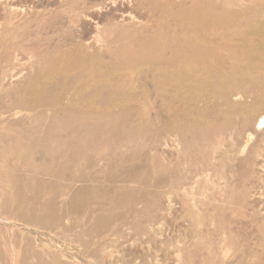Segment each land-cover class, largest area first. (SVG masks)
Instances as JSON below:
<instances>
[{
	"label": "rangeland",
	"instance_id": "1",
	"mask_svg": "<svg viewBox=\"0 0 264 264\" xmlns=\"http://www.w3.org/2000/svg\"><path fill=\"white\" fill-rule=\"evenodd\" d=\"M11 1L26 17L0 12V264H264V131H242V118L264 109V0ZM130 10L138 24L119 20ZM173 11L207 32L236 18L230 41L251 57L228 63L238 52L212 46L218 61L160 63L152 41H166L173 56L194 41L182 24L155 17ZM94 26L101 42L86 49L85 67L77 57ZM70 59L89 81L60 80ZM98 61L120 79L99 80ZM19 66L28 68L19 82L2 87ZM124 73L158 86L170 117L148 118L136 104L146 82ZM103 83L118 96L103 104L90 96L84 109L79 92ZM37 92L47 102L27 104Z\"/></svg>",
	"mask_w": 264,
	"mask_h": 264
},
{
	"label": "bare ground",
	"instance_id": "2",
	"mask_svg": "<svg viewBox=\"0 0 264 264\" xmlns=\"http://www.w3.org/2000/svg\"><path fill=\"white\" fill-rule=\"evenodd\" d=\"M18 1V0H17ZM53 1V3L56 1H54V0H52ZM58 1H60V0H58ZM57 1V2H58ZM113 1V0H112ZM127 1V0H126ZM128 1H130V0H128ZM127 1V2H128ZM141 1V0H140ZM89 2V1H88ZM95 2H97V1H95ZM94 2V3H95ZM157 2V1H156ZM170 2V1H169ZM52 3V4H53ZM93 3V2H92ZM113 3V2H112ZM116 3V2H115ZM117 3H119V2H117ZM150 3V2H149ZM40 4V3H39ZM42 4V3H41ZM121 4V3H120ZM85 5H87V4H85ZM119 5V4H118ZM123 5V4H122ZM133 5L135 6V7H139V9L140 8H142V7H140L139 5H138V2H133ZM133 5H132V8H133ZM146 5V4H145ZM144 5V6H145ZM18 5H15L11 0H0V12L2 13V16H7V14H9V16L11 15L13 18H15V19H17L18 21L19 20H23L25 17H26V11L23 9V8H20L19 6L17 7ZM98 6V5H97ZM101 6V5H100ZM127 6V5H126ZM169 6H171V8H175V5L173 6L172 5V3H169ZM23 7H24V5H23ZM27 7V6H26ZM92 7V6H91ZM90 7V8H91ZM115 7V6H114ZM122 7V6H121ZM120 7V8H121ZM128 7V6H127ZM96 8V7H95ZM99 8V7H98ZM109 8H111V7H109ZM113 8V7H112ZM124 8V7H123ZM155 8V7H154ZM154 8H152L151 10H153ZM89 9V8H88ZM102 9V8H101ZM119 9V8H118ZM122 9V8H121ZM130 9V8H129ZM138 9V8H137ZM137 9H134V10H137ZM138 9V10H139ZM133 10V9H132ZM133 10V11H134ZM141 10V9H140ZM124 11V10H123ZM133 11H128L127 13H121V15H120V21L122 22V23H125V24H134V23H137L138 24V22H140V19L138 20V17H140V15H137V14H140V12L139 13H135V12H133ZM155 11H156V8H155ZM155 11H154V13H155ZM189 11V10H188ZM188 11H187V14H188ZM256 11H257V8H256ZM101 12H102V10H101ZM119 12V11H118ZM126 12V11H125ZM134 13H135V15H134ZM157 13V12H156ZM181 13V12H180ZM179 12H177V11H173L171 14L169 13L168 15H163V14H160V13H157L156 15H155V17L157 16L158 18H165L166 19V21H168V22H173V23H180V24H182L185 28H186V30L187 31H189V33H191V37H193V43H191L190 41H185L186 42V44H187V46L186 47H184L185 48V50L183 51V53L182 52H178V53H175L174 54V56L171 54V51H170V48H169V45L166 43V41H164L163 43H157V42H151L150 44H152L153 46H155V47H157V53H156V60H161V61H159L160 63H162V64H170L171 62H187V61H190V60H196V61H198L199 59H201V60H205V59H208V61H213V59H215L216 61H218L219 59L218 58H220L219 57V55L217 56H215V54H214V52L212 51V46L214 47V48H216V50L217 49H221V50H227V51H230V52H232V51H237L238 53H237V55H235V54H228L227 55V58H226V60H227V62L228 63H232L235 59H236V57H245V58H250L251 57V52H248V51H246V50H244L239 44H236V43H234V42H231L230 41V39H231V35L232 34H234L235 33V31H233L232 32V34H231V32L228 30L230 27H232L233 26V23L236 21L235 19H233V20H230V21H227V22H225V23H221V24H215V25H212V24H210V23H208L209 25V27L207 26V28L206 29H211V27H214V28H212L211 30H210V32H207V31H204L202 28H200L199 26H197V25H195V23L193 22V21H191V19H189V17H187V16H185L184 14L182 15V13L180 14ZM184 13H185V11H184ZM194 13V12H193ZM253 13V12H252ZM256 13V12H255ZM87 14H89V12L87 13ZM186 14V15H187ZM249 14V13H248ZM83 15H84V13H83ZM91 15H93V14H91ZM193 15V14H192ZM199 15V14H198ZM253 15V14H252ZM255 15V14H254ZM258 15V14H257ZM86 16H89V15H86ZM118 16V15H117ZM100 17V16H99ZM94 18V17H93ZM254 18V17H253ZM117 19V18H116ZM242 19H243V16L241 17V18H237V22L238 23H242ZM94 20H96V19H94ZM255 20V19H254ZM82 21H83V19H82ZM90 21V20H89ZM240 21V22H239ZM97 22V21H96ZM212 23H214V21L212 22ZM98 24V23H97ZM96 24V25H97ZM74 25H76V23L74 24ZM100 25V24H99ZM102 27V26H101ZM94 28H95V34L94 35H92V36H90L86 41H84V42H81V44H83V45H85V47L84 46H81V48H80V50H79V52H80V57H77V58H79L80 60H81V62H83L81 65H83V66H85L86 64H87V61H89V59H88V52L86 51V49L87 48H89V49H95V48H97V47H99L100 46V42H101V31H99V27L97 28V26H94ZM149 29V28H148ZM2 30V28L0 27V31ZM147 30V29H146ZM81 31H83V30H81ZM78 32V31H77ZM237 32H238V34H239V36L241 35L242 37H243V35L239 32V31H236V34H237ZM77 34V33H76ZM85 38V37H84ZM246 38V37H245ZM140 39H142V38H140ZM248 39V41L250 42L251 40L253 41V37H251V38H247ZM189 40V39H188ZM262 40H263V38H262ZM4 41V40H3ZM234 41V40H233ZM194 42H195V45L197 46V48H193V47H191V46H193L194 45ZM155 43H157V44H155ZM0 46H1V38H0ZM75 49V48H74ZM200 49L202 50V52H200ZM104 52V51H103ZM73 54V53H72ZM16 55V54H15ZM29 55V54H28ZM32 55H36V54H33L32 53ZM105 55V54H104ZM171 55V56H170ZM23 56V55H22ZM262 56H264V55H262ZM30 57V56H29ZM28 57V58H29ZM90 57V56H89ZM19 58V57H18ZM22 58V57H21ZM21 58H19V60L21 59ZM253 58V57H252ZM38 59H39V61H40V58L38 57ZM78 59V60H79ZM22 60V59H21ZM100 60V59H99ZM256 60V59H255ZM27 61V60H26ZM257 61V60H256ZM99 62V61H98ZM215 62V61H214ZM222 62V61H221ZM251 62H253V61H251ZM77 62L75 61V59H70V60H65V62H63V64H61V66L58 68V73L60 74V75H58L59 77H60V80L64 83V84H67V85H72V84H74V83H81V84H84V83H86L87 81H89V74L87 73V70H86V68H84V67H82L81 65H78L77 66V64H76ZM102 63V62H101ZM100 62L99 63H97V70H99V72L96 74V76H97V78L99 79V80H103V81H105L106 79H109V80H111V79H117L118 78V80L120 79V75H117V74H112V75H110L108 72H107V70H105V71H102V69H104V66L105 65H102ZM264 63V62H263ZM250 65H252V64H250ZM262 65V64H261ZM231 66V65H230ZM86 67V66H85ZM89 67H91V66H89ZM27 68V67H26ZM25 66H19L18 68H12L11 69V71H10V73L8 74V75H5L4 77H2L1 78V85H2V87H4V88H6V89H9V88H11L12 86H14V85H16L18 82H19V80H20V78L24 75V71H26L25 69ZM95 68V70H96V67H94ZM28 69V68H27ZM93 69V68H92ZM91 69V70H92ZM251 69V68H250ZM203 69H201V71H202ZM254 70V68H252L249 72H251V71H253ZM257 70V69H256ZM72 71H74L76 74L75 75H73V74H70V73H72ZM240 71H241V69H240ZM240 71H238V72H240ZM258 71V70H257ZM256 71V72H257ZM89 72V71H88ZM143 72V71H142ZM166 72V71H165ZM205 72V71H204ZM221 72V71H220ZM243 72V71H242ZM248 72V71H247ZM246 72V73H247ZM259 72V71H258ZM148 73V72H147ZM163 73V72H162ZM170 73V72H169ZM241 73V72H240ZM252 73V72H251ZM125 75V80L129 83H136L137 81H142V82H140V83H142V85H146L147 84V88H148V90H149V93H145V94H142V96H141V99L140 98H138V99H140L139 101H138V99H137V101L136 102H138V103H136V104H138L137 106H139V107H142V108H144V112L146 113V116L148 117V118H152L153 120H155L156 122L157 121H163L164 119H166V118H169L170 116H169V114H168V112H166L165 110H163L161 107H160V105L158 104V102H157V100H159V96H157V94H158V91H159V89H158V86L156 87V86H154L151 82H148V81H146L145 79V77L144 76H141V77H133L132 76V74H130V73H124ZM143 74V73H142ZM185 74V73H184ZM226 74V73H225ZM238 74V73H237ZM236 74V75H237ZM253 74H256L254 71H253ZM264 74V73H263ZM69 75V76H68ZM167 75H169V74H167ZM175 75V74H174ZM232 75H233V72H232ZM241 75V74H240ZM239 75V76H240ZM245 75V74H244ZM243 74H242V76H244ZM248 75V74H247ZM6 76H8V77H6ZM57 76V77H58ZM151 76V75H150ZM176 76V75H175ZM238 76V77H239ZM57 77L55 78V79H57ZM121 77H122V75H121ZM163 77H167V76H165V73H163ZM169 77V76H168ZM207 77V76H206ZM221 77V76H220ZM237 77V76H236ZM235 77V78H236ZM241 77V76H240ZM248 77V76H247ZM249 77H251L250 75H249ZM187 78V77H186ZM200 78V77H199ZM235 78H234V80H235ZM187 80V79H186ZM211 80V79H210ZM230 80V79H229ZM232 80V79H231ZM237 80V79H236ZM55 81V80H54ZM213 81V80H212ZM216 81V80H215ZM145 82H146V84H145ZM148 82V83H147ZM55 83V82H54ZM60 83V82H59ZM184 83V82H183ZM248 83V82H247ZM51 85V84H50ZM60 85H61V83H60ZM66 85V86H67ZM136 85H137V83H136ZM178 85H179V83H178ZM215 85H217V83H215ZM52 86V85H51ZM56 86V85H55ZM180 86V85H179ZM191 86V85H190ZM204 86V85H203ZM49 87V86H48ZM53 87V86H52ZM62 87V86H61ZM135 87V86H134ZM171 87V86H170ZM186 87V86H185ZM195 87V86H194ZM200 87V86H199ZM210 88H212L213 89V87L211 86ZM47 89V88H46ZM49 89H50V87H49ZM52 89V88H51ZM65 89H67V88H65ZM64 89V90H65ZM168 89V88H167ZM182 89V88H181ZM190 89V88H189ZM221 89V88H220ZM234 89V88H233ZM248 89H250V88H248ZM253 89H254V87H253ZM176 90V89H175ZM177 90H179V89H177ZM199 90V89H198ZM197 90V91H198ZM201 90H202V88H201ZM200 90V91H201ZM216 90V89H215ZM245 90H247V88L246 89H244V91ZM48 91V90H47ZM49 91H53V90H49ZM190 91V90H189ZM203 91V90H202ZM209 91V90H208ZM213 91V90H212ZM221 91V90H220ZM219 91V92H220ZM247 91H249V90H247ZM251 91V90H250ZM253 91H255V90H253ZM216 92V91H215ZM39 92H37V94H38ZM48 93V92H47ZM47 93H43V95L44 94H47ZM112 93H114V94H116L115 92H114V89L111 87V84H108V83H103L101 86H94V87H91L90 89H88L87 87H86V89L85 90H82L81 92H79V97L81 98V101L82 102H79V104H81L82 105V107L84 108V109H86V108H88L89 106H91V103H90V101H89V97L91 96V97H95L96 98V102H98V103H106L107 101H109V100H111L112 98H111V94ZM124 93V92H123ZM134 93H138V92H134ZM204 92H202V95H204L203 94ZM249 93V92H248ZM263 93V92H262ZM120 94V93H119ZM139 94V93H138ZM206 94V93H205ZM220 94V93H219ZM238 94V93H237ZM235 92L231 95V98L233 99V100H235V99H237V98H239L238 97V95H237ZM261 94V93H260ZM259 94V95H260ZM49 95H50V93H49ZM117 96H118V93L116 94ZM135 95V94H134ZM133 95V96H134ZM159 95V94H158ZM162 95V94H161ZM167 95V94H166ZM172 95V94H171ZM223 95V94H222ZM247 95V94H246ZM250 95H252V94H250ZM116 96V97H117ZM120 96V95H119ZM122 96V95H121ZM140 96V95H139ZM157 96V97H156ZM164 96V95H163ZM193 96V95H192ZM191 96V97H192ZM205 96V95H204ZM46 97V96H45ZM45 97H44V99H43V96H41V95H39L38 94V96H36V97H34V98H31V99H28L27 100V104H30L31 106H38V105H40V104H44V103H46L47 102V100H45ZM165 97V96H164ZM198 97V96H197ZM206 97V96H205ZM226 97H228V96H226ZM261 97V96H260ZM61 98V97H60ZM122 98V97H121ZM134 98V97H133ZM161 98H163V97H161ZM160 98V99H161ZM172 98H173V96H172ZM201 98V97H200ZM231 98H229V99H231ZM116 99H118V97L116 98ZM126 99V98H125ZM203 99V98H202ZM205 99V98H204ZM203 99V101H205ZM218 99L219 100H221L219 97H218ZM227 99V98H226ZM262 99V98H261ZM59 100V101H58ZM58 100H56V99H54V101L55 102H57V103H59V104H61L60 102H62V101H60V99L58 98ZM165 100V99H164ZM163 100V101H164ZM167 100V99H166ZM169 100V99H168ZM173 100V99H172ZM223 100V99H222ZM249 100V99H248ZM258 100H259V98H258ZM53 101V102H54ZM112 101V100H111ZM114 101V100H113ZM174 101H176L175 99H174ZM201 101V100H200ZM227 101V100H226ZM243 101V100H242ZM110 102V101H109ZM159 102H160V100H159ZM170 102V101H169ZM193 102V101H192ZM191 102V103H192ZM223 102V101H222ZM247 102V101H246ZM127 103V102H126ZM165 103H168V102H165ZM207 103V102H206ZM225 103V102H224ZM242 103H244V102H242ZM190 104V103H189ZM201 104V103H200ZM199 104V105H200ZM255 104V103H254ZM258 104V103H257ZM181 105H182V103H181ZM180 105V106H181ZM185 105H186V102H185ZM210 105V104H209ZM236 105V104H235ZM250 105V104H249ZM252 105V104H251ZM214 106V105H213ZM233 106V105H232ZM240 106V105H239ZM183 107V106H182ZM187 107H189L188 105H187ZM201 107V106H200ZM202 107H203V105H202ZM212 107V106H211ZM216 108V107H215ZM235 108V107H234ZM241 108V107H240ZM181 109V108H180ZM243 109V108H242ZM193 110V109H192ZM197 110H198V108H197ZM236 110H237V108H236ZM15 111V110H14ZM172 111V110H171ZM176 111V110H175ZM202 111V110H201ZM204 111H205V109H204ZM239 111V110H238ZM245 111V110H244ZM2 112V111H1ZM177 112V111H176ZM176 112H174L175 114H176ZM196 112V111H195ZM217 112V111H216ZM221 112V110L219 109L218 110V114ZM248 112V111H247ZM18 113V112H17ZM16 113V114H17ZM200 113V112H199ZM208 113V112H207ZM206 113V114H207ZM211 113H213V111L211 112ZM240 113V112H239ZM205 114V115H206ZM221 114V113H220ZM233 114V113H232ZM86 115L88 116V113H86ZM178 115V114H177ZM180 115V114H179ZM178 115V116H179ZM194 115V114H193ZM237 115V114H236ZM215 116V115H214ZM228 116V115H227ZM264 116V109H259V110H256L254 113H252L251 115H249V116H247V117H244V118H242V120L244 121H246L247 122V124H246V126L245 127H243V129H242V131H244L245 133H247V135L249 136V135H254V137H255V135H257V134H259V133H261V132H263L264 131V118L262 119L261 117H263ZM204 117V116H203ZM218 117V116H217ZM147 118V119H148ZM210 119V118H209ZM24 120V119H23ZM236 121H238L237 119H235ZM40 121V120H39ZM222 121V120H221ZM42 122V121H41ZM187 122V121H186ZM191 122V121H190ZM219 122V121H218ZM231 122H233V121H231ZM150 123V122H149ZM176 123V122H175ZM195 123V122H194ZM222 123V122H221ZM227 123H229V122H227ZM233 123H236L235 121L233 122ZM238 123V122H237ZM42 124V123H41ZM182 124V123H181ZM225 124V123H224ZM253 124V126H251ZM149 125V124H148ZM166 126V125H165ZM233 126V125H232ZM235 127V126H234ZM233 129V128H232ZM234 130V129H233ZM236 130V129H235ZM71 131V130H70ZM230 132V131H229ZM228 132V133H229ZM229 135V134H228ZM233 136V135H232ZM253 137V138H254ZM220 138V137H219ZM233 138V137H232ZM252 138V137H251ZM169 139V138H168ZM250 139V138H249ZM245 140V139H244ZM253 140V139H252ZM43 141V140H42ZM168 141V140H167ZM176 141V140H175ZM155 142H156V140H155ZM169 142H170V140H169ZM249 143H250V141H248ZM247 142V143H248ZM172 143V142H171ZM218 143V142H217ZM221 143V142H220ZM244 143V142H243ZM166 144V143H165ZM177 144V143H176ZM238 144V143H237ZM246 144V143H245ZM253 144V143H252ZM66 145V144H65ZM222 145V144H221ZM220 145V146H221ZM249 145H251V143L249 144ZM248 145V146H249ZM243 145H241V147H242ZM246 146V145H245ZM244 146V147H245ZM243 147V148H244ZM238 148H240V147H238ZM242 148V149H243ZM246 148H248V147H246ZM245 148V149H246ZM258 148V147H257ZM249 149V148H248ZM51 150V149H50ZM164 151H165V149H163ZM171 151V150H170ZM239 151V150H238ZM237 151V152H238ZM246 151H247V149H246ZM234 152V151H233ZM240 152H241V150H240ZM239 152V153H240ZM248 152H249V150H248ZM244 153V152H243ZM167 154H168V152H167ZM170 154V153H169ZM246 154V153H245ZM243 155V154H242ZM237 156H238V153H237ZM237 158V157H236ZM69 159V158H68ZM248 159V158H247ZM67 160V159H66ZM243 160V159H242ZM245 160V159H244ZM261 160V159H260ZM68 161V160H67ZM259 161V160H258ZM260 166V165H259ZM260 168H262L263 169V165H262V167H260ZM249 170V169H248ZM260 178V177H259ZM261 181H263V180H261ZM4 190V189H3ZM6 196V195H5ZM9 197V196H8ZM200 206V205H199ZM201 207V206H200ZM199 208V207H198ZM4 222V221H3ZM13 226V225H12ZM29 228V227H28ZM65 228V227H64ZM1 229V228H0ZM35 229V228H34ZM24 231V230H23ZM34 234V233H33ZM10 245V244H9ZM227 246H229V245H227ZM230 249V248H229ZM228 250V249H227ZM223 251V250H222ZM228 252V251H227ZM224 253V252H223ZM227 254V253H226ZM179 256V255H178ZM43 257V256H42ZM73 257V256H72ZM180 258V257H179ZM41 259V258H40ZM178 259V258H177ZM181 259H182V257H181ZM184 259V258H183ZM189 259H191V257H189ZM198 259H199V257H198ZM197 258H196V260H198ZM43 260V259H42ZM79 261V260H78ZM186 261V260H185ZM185 261H183V262H185ZM191 261V260H190ZM15 262V261H14ZM177 262H180V261H178L177 260ZM216 262H217V260H216ZM181 263V262H180ZM186 263V262H185ZM191 263V262H190Z\"/></svg>",
	"mask_w": 264,
	"mask_h": 264
}]
</instances>
